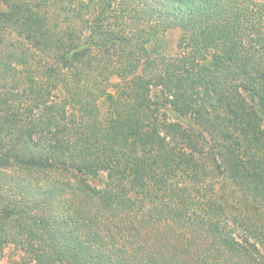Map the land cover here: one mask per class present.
Instances as JSON below:
<instances>
[{"label": "trees", "instance_id": "obj_1", "mask_svg": "<svg viewBox=\"0 0 264 264\" xmlns=\"http://www.w3.org/2000/svg\"><path fill=\"white\" fill-rule=\"evenodd\" d=\"M0 6V248L264 264V0Z\"/></svg>", "mask_w": 264, "mask_h": 264}, {"label": "rangeland", "instance_id": "obj_2", "mask_svg": "<svg viewBox=\"0 0 264 264\" xmlns=\"http://www.w3.org/2000/svg\"><path fill=\"white\" fill-rule=\"evenodd\" d=\"M1 8V6H0ZM179 32L177 30H173L168 33V42H169V51L174 52L176 50L175 44L178 38ZM152 95L154 93L156 95L160 94L158 90H152ZM169 112V111H168ZM0 264H35L30 261L29 256L25 251H23L22 247L16 246L14 244L5 245L0 248Z\"/></svg>", "mask_w": 264, "mask_h": 264}]
</instances>
